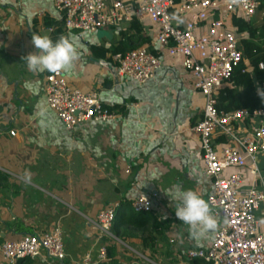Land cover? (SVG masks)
Here are the masks:
<instances>
[{"label": "crops", "instance_id": "0c3cea01", "mask_svg": "<svg viewBox=\"0 0 264 264\" xmlns=\"http://www.w3.org/2000/svg\"><path fill=\"white\" fill-rule=\"evenodd\" d=\"M262 19L260 12L257 24ZM138 21L150 39L142 46L158 53L150 20ZM128 25L69 31L53 0H0V241L59 227L67 252L64 260L43 253L16 264H80L88 256L96 260L103 245H115L125 264L135 260L127 249L136 252L131 245L150 264H199L187 250L209 246L219 228L212 212L216 230L193 237L176 217L179 199L168 194L194 189L208 200L212 193L194 129L204 97L182 58L162 53L155 78L140 84L116 74L110 52L105 59L92 53L95 45L109 49ZM34 34L72 37L80 55L62 71L72 87L95 92L103 104L115 106V119L66 129L47 103L44 86L50 72L31 71L23 59L36 51ZM259 164L264 180V155ZM142 193L153 196L155 213L165 221L154 251L143 246L140 236L127 241L105 237L90 223L104 209L132 203ZM257 216L264 220V205ZM116 241L126 243L129 252L121 253Z\"/></svg>", "mask_w": 264, "mask_h": 264}, {"label": "built area", "instance_id": "2783aa9c", "mask_svg": "<svg viewBox=\"0 0 264 264\" xmlns=\"http://www.w3.org/2000/svg\"><path fill=\"white\" fill-rule=\"evenodd\" d=\"M53 1L62 11L64 27L69 31L97 32L120 27L133 19L150 20L156 32L154 48L158 53L142 46L125 54H114L119 76L144 84L154 79L161 68L162 53L182 58L184 69L192 73L195 88L204 97L202 118L194 129L200 137L203 170L212 181L208 201L220 220L210 245L189 248L187 257L210 264H264V220L257 216L264 205V180L259 164L260 156L264 155V106L229 112L217 108L218 89L231 79L234 69L245 63V70L252 71L241 49L249 34L240 32L234 20L257 24L261 0ZM44 91L49 107L70 131L88 121L107 122L116 117L97 93L72 87L62 70L46 75ZM260 92L263 91L259 89L258 96L264 103ZM131 204L136 212L154 210L153 196L149 193L140 194ZM121 209V205L106 208L91 223L106 236L114 237L111 227ZM43 253L52 260L67 257L64 234L59 227L0 241L4 264L35 259ZM98 254L96 260L88 256L80 264H101L108 260L105 245L99 247Z\"/></svg>", "mask_w": 264, "mask_h": 264}, {"label": "trees", "instance_id": "16d2710c", "mask_svg": "<svg viewBox=\"0 0 264 264\" xmlns=\"http://www.w3.org/2000/svg\"><path fill=\"white\" fill-rule=\"evenodd\" d=\"M260 11L263 13L261 24L247 23L241 19L234 20V24L240 32H248L249 38L242 41L246 61L252 67V71H246L245 63L234 69L231 79L218 89L217 108L220 111L229 112L234 109L246 108L250 110L258 109L264 106L263 101L258 96L261 89L264 92V0H261ZM144 27L137 19H133L126 30L121 31L120 38L109 49L102 46H92V53L102 59L106 58L107 53L112 55L117 53H127L130 50L141 47L149 43L150 39L143 33ZM59 36L53 35L55 41ZM150 50H152L150 48ZM111 112H118L115 106H108ZM153 210L152 212H136L130 202L122 205V211L114 221L111 232L114 236L123 241L128 238L141 237L142 244L146 248L154 251L155 242L159 235H163L166 230L165 221L159 219V216ZM19 227L25 229V226L19 223ZM28 234H33L27 231ZM119 253L115 245L107 247L108 260L101 264H125L118 257ZM29 259V258H27ZM199 264L203 259H195ZM129 264H143L139 260H130Z\"/></svg>", "mask_w": 264, "mask_h": 264}, {"label": "clouds", "instance_id": "9594fccd", "mask_svg": "<svg viewBox=\"0 0 264 264\" xmlns=\"http://www.w3.org/2000/svg\"><path fill=\"white\" fill-rule=\"evenodd\" d=\"M35 52L23 59L31 71L57 72L70 67L80 55L77 45L70 35H61L55 41L47 34L32 36ZM264 98V92L259 93ZM172 200L179 199L175 210L176 217L182 221L193 237H201L214 232L216 218L210 203L194 189H177L168 192Z\"/></svg>", "mask_w": 264, "mask_h": 264}, {"label": "rangeland", "instance_id": "374dc122", "mask_svg": "<svg viewBox=\"0 0 264 264\" xmlns=\"http://www.w3.org/2000/svg\"><path fill=\"white\" fill-rule=\"evenodd\" d=\"M261 24V23H260ZM99 31H102V30H99ZM121 211H122V209H121ZM90 223H91V221H90ZM94 227H95V225H94V223H91ZM96 228V227H95ZM105 237H107L106 235H105ZM110 240H113V241H115V239H110ZM121 240V239H120ZM119 241H116V243L115 244H120V247H122L121 249H123V251L121 250V253H124V252H131L132 253V258L133 259H135V260H139V261H144V263H146V264H150V260L148 259V262H147V260H145L144 258H146L145 256H144V258H143V255H139V253H137V251H138V247H136V246H133V245H131V247H133L135 250H137L136 252L135 251H133L132 249H129V248H127V245H126V243H122V242H119ZM126 245V246H125ZM125 248H127V249H125ZM129 254V256H131V254L130 253H128ZM127 256V255H126ZM84 261V260H83ZM82 261V262H83Z\"/></svg>", "mask_w": 264, "mask_h": 264}]
</instances>
